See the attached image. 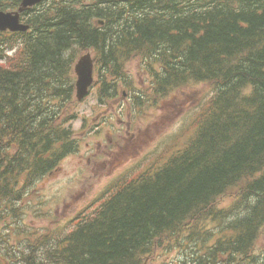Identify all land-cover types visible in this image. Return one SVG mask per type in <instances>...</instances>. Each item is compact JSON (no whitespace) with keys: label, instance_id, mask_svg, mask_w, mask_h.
<instances>
[{"label":"trees","instance_id":"trees-1","mask_svg":"<svg viewBox=\"0 0 264 264\" xmlns=\"http://www.w3.org/2000/svg\"><path fill=\"white\" fill-rule=\"evenodd\" d=\"M37 18L0 64V264H264V0H51ZM159 45L162 94L205 88L186 135L89 214L45 223L34 196L76 148L67 51Z\"/></svg>","mask_w":264,"mask_h":264},{"label":"rangeland","instance_id":"rangeland-1","mask_svg":"<svg viewBox=\"0 0 264 264\" xmlns=\"http://www.w3.org/2000/svg\"><path fill=\"white\" fill-rule=\"evenodd\" d=\"M129 71L137 86L146 88L144 78L139 72L138 63H130ZM197 90L196 99L193 91H183L176 98L161 100V111L155 94L143 100L142 111L138 114L139 123L134 124L132 114L124 123H115L106 132L92 130L99 121L101 107L93 94L77 104L78 118L73 122L76 138L80 142L77 152L68 155L60 166L44 177L40 187L41 211L46 212L45 223L63 225L79 211L89 205L106 188L123 178L129 179L138 163H148L149 158H160L174 149L186 135L182 131L184 124L192 120L198 110L197 104L204 98ZM200 95V96H199ZM115 107L120 100H110ZM77 117V116H76ZM110 130V134H108ZM227 194V193H226ZM232 200L225 198L226 205ZM255 249L258 256L264 253V239L260 238ZM173 254H177L174 250ZM264 258V257H261ZM158 260L164 261V256Z\"/></svg>","mask_w":264,"mask_h":264},{"label":"water","instance_id":"water-1","mask_svg":"<svg viewBox=\"0 0 264 264\" xmlns=\"http://www.w3.org/2000/svg\"><path fill=\"white\" fill-rule=\"evenodd\" d=\"M39 0H25L23 4L31 5ZM9 19H11V23H9ZM14 18L9 14L0 13V28L10 27L14 28ZM23 28V27H18ZM75 71L78 76L76 81V96L78 99L82 98L87 93V88L91 82V60L88 55L84 56L79 60V62L75 66Z\"/></svg>","mask_w":264,"mask_h":264},{"label":"bare ground","instance_id":"bare-ground-1","mask_svg":"<svg viewBox=\"0 0 264 264\" xmlns=\"http://www.w3.org/2000/svg\"><path fill=\"white\" fill-rule=\"evenodd\" d=\"M102 29V28H101ZM28 229V228H27ZM33 231H35V230H33Z\"/></svg>","mask_w":264,"mask_h":264}]
</instances>
